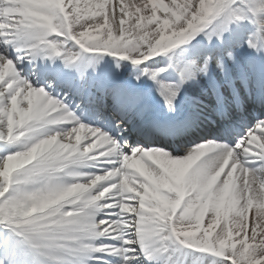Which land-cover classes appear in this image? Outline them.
<instances>
[{"label":"snow or ice","instance_id":"snow-or-ice-1","mask_svg":"<svg viewBox=\"0 0 264 264\" xmlns=\"http://www.w3.org/2000/svg\"><path fill=\"white\" fill-rule=\"evenodd\" d=\"M243 45L264 53V0H0V264H264V119L185 140L183 155L125 132L185 136L202 109L181 94L200 77L226 118ZM106 54L115 67L89 73Z\"/></svg>","mask_w":264,"mask_h":264},{"label":"bare ground","instance_id":"bare-ground-1","mask_svg":"<svg viewBox=\"0 0 264 264\" xmlns=\"http://www.w3.org/2000/svg\"><path fill=\"white\" fill-rule=\"evenodd\" d=\"M250 27H251V25H250ZM246 47H248V46L246 45ZM235 55L239 61L236 75H241L244 67H249V66H251V68L259 67L261 64L256 62L257 58H260L262 55H264V53L254 51L253 49L250 50V53L247 52V49H241L239 51L236 49ZM254 60H255V62H253ZM252 78L255 79L256 77L254 75H252ZM234 82H237V80H234ZM201 86H203V87H201ZM204 88L208 89L210 91V93L206 94L204 97H200L199 95H201L202 89L204 90ZM229 88H230V86H224L223 88H221V90L223 92H225ZM186 94L187 95L185 96V93H183V95H182L183 98L184 99H190V100H194V99H198V98L207 99L211 95H215L211 91V89L208 87L206 77H200L199 78V85L195 84V86L193 88L190 86L188 88V90L186 91ZM157 96H160L159 92H158Z\"/></svg>","mask_w":264,"mask_h":264}]
</instances>
